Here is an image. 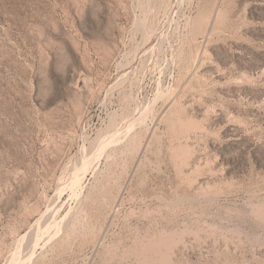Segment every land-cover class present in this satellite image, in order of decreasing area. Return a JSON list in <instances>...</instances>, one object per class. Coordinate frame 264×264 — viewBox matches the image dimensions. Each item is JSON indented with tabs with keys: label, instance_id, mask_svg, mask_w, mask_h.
I'll use <instances>...</instances> for the list:
<instances>
[{
	"label": "rangeland",
	"instance_id": "rangeland-1",
	"mask_svg": "<svg viewBox=\"0 0 264 264\" xmlns=\"http://www.w3.org/2000/svg\"><path fill=\"white\" fill-rule=\"evenodd\" d=\"M0 264H264V0H0Z\"/></svg>",
	"mask_w": 264,
	"mask_h": 264
},
{
	"label": "bare ground",
	"instance_id": "bare-ground-1",
	"mask_svg": "<svg viewBox=\"0 0 264 264\" xmlns=\"http://www.w3.org/2000/svg\"><path fill=\"white\" fill-rule=\"evenodd\" d=\"M45 230V229H44Z\"/></svg>",
	"mask_w": 264,
	"mask_h": 264
}]
</instances>
